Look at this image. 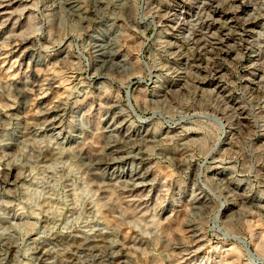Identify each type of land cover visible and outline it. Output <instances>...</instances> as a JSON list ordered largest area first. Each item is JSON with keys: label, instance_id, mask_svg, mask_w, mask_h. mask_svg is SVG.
<instances>
[{"label": "rangeland", "instance_id": "374dc122", "mask_svg": "<svg viewBox=\"0 0 264 264\" xmlns=\"http://www.w3.org/2000/svg\"><path fill=\"white\" fill-rule=\"evenodd\" d=\"M72 1L0 0V264H264V0Z\"/></svg>", "mask_w": 264, "mask_h": 264}, {"label": "bare ground", "instance_id": "6f19581e", "mask_svg": "<svg viewBox=\"0 0 264 264\" xmlns=\"http://www.w3.org/2000/svg\"><path fill=\"white\" fill-rule=\"evenodd\" d=\"M64 1H65V4H69V5L73 4L72 0H64ZM132 1L133 0H116V3H117L118 8L120 9V8H122L123 5H132ZM233 10H234L233 6H231L230 11H233ZM105 26L106 27H104V28L102 27L99 29V31L97 32V34L94 38V41H93L92 48L95 50L96 59L99 62H101L102 65L107 64L109 66H114L116 68L124 67L127 64L131 67H134V64L128 62L129 56L122 55L120 52V49L117 46V40H115V37L117 36V33H116L117 31H114L111 38L106 37L105 33H109L111 31L112 27L107 25V24H105ZM183 41H185V40H183ZM159 80L160 79L155 78V80L153 82H158ZM222 205L225 208H227V206L224 203Z\"/></svg>", "mask_w": 264, "mask_h": 264}]
</instances>
